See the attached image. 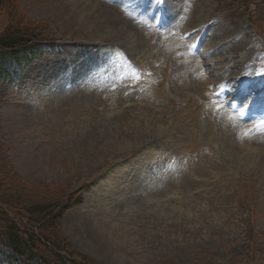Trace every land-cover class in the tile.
<instances>
[{
	"label": "rangeland",
	"instance_id": "rangeland-1",
	"mask_svg": "<svg viewBox=\"0 0 264 264\" xmlns=\"http://www.w3.org/2000/svg\"><path fill=\"white\" fill-rule=\"evenodd\" d=\"M68 1L12 0L47 51L3 85L7 193L80 189L89 264H264V89L226 96L264 76V0Z\"/></svg>",
	"mask_w": 264,
	"mask_h": 264
},
{
	"label": "trees",
	"instance_id": "trees-1",
	"mask_svg": "<svg viewBox=\"0 0 264 264\" xmlns=\"http://www.w3.org/2000/svg\"><path fill=\"white\" fill-rule=\"evenodd\" d=\"M0 11L10 17L0 30L1 101L3 85L14 78L15 67L33 61L47 49L38 39L36 26L21 15L12 0H0ZM6 173L0 161V260L8 264H89L65 243L59 225L67 210L82 204L81 190L26 204L7 193L11 181Z\"/></svg>",
	"mask_w": 264,
	"mask_h": 264
},
{
	"label": "bare ground",
	"instance_id": "bare-ground-1",
	"mask_svg": "<svg viewBox=\"0 0 264 264\" xmlns=\"http://www.w3.org/2000/svg\"><path fill=\"white\" fill-rule=\"evenodd\" d=\"M69 4H76V8L75 10H77L78 13H81L82 11H85L88 7V5L90 4L88 0H69L68 1ZM89 16V15H88ZM82 18V17H81ZM230 80L228 79L227 80V83L229 82ZM250 88V84L249 83H244V84H240L237 86L236 89H227L226 90V93H230L229 95L227 94L226 96L227 97H232L233 99H239V98H242L243 96H245L246 94L249 93V89ZM256 89V88H255ZM264 89V84L263 86H261L259 88V92L260 94H262V90ZM253 91V90H252ZM228 124V123H227ZM230 125V124H229ZM233 125V124H232ZM225 130V129H224ZM233 130V129H231ZM259 136V135H258ZM252 137V136H251ZM250 137V138H251ZM242 139L244 140V143H246L245 145L249 144L248 141L246 139H244V137H242ZM242 140V141H243ZM243 143V144H244ZM244 146V145H243ZM249 146V145H248ZM259 157V156H258ZM260 159V158H259ZM257 162V160H256ZM259 163V162H257ZM123 257V256H122Z\"/></svg>",
	"mask_w": 264,
	"mask_h": 264
}]
</instances>
